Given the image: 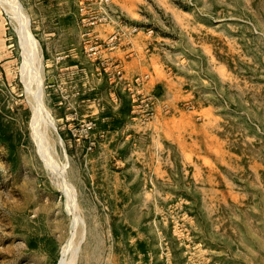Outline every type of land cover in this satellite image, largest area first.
<instances>
[{
  "label": "rangeland",
  "instance_id": "1",
  "mask_svg": "<svg viewBox=\"0 0 264 264\" xmlns=\"http://www.w3.org/2000/svg\"><path fill=\"white\" fill-rule=\"evenodd\" d=\"M68 8L78 34H48ZM140 12L143 23L115 0H0V264L60 263L72 221L60 171L79 210L71 264H264V0H146ZM140 32L173 82L164 95L147 90L156 72L128 75L113 54ZM73 38L78 56H65ZM160 115L179 117L169 129L187 146L161 134Z\"/></svg>",
  "mask_w": 264,
  "mask_h": 264
},
{
  "label": "crops",
  "instance_id": "2",
  "mask_svg": "<svg viewBox=\"0 0 264 264\" xmlns=\"http://www.w3.org/2000/svg\"><path fill=\"white\" fill-rule=\"evenodd\" d=\"M116 3L124 10L126 13L130 16L131 20L137 23H143L142 21V13L140 12L142 9V6L146 0H115ZM67 8V6H66ZM71 9L68 8L66 10H63V13L59 14V17L55 18V22L61 29L56 30V26L53 28L54 30H49L48 34L52 36H58L61 40H65L67 35L69 34H75L77 35L79 32L78 27L76 26L75 31L72 33L71 29H68L67 26L64 24L66 21V18L64 16L66 14L71 13ZM77 23V22H76ZM75 23V24H76ZM62 25V27L60 26ZM99 30L101 31L102 35L107 36L108 33L112 31V27L110 26H101L99 27ZM149 39L148 35L140 32L138 33L134 38L129 39L125 44H123L120 48H118L116 51L113 52L114 55H116L118 58L122 59L125 63L126 70L128 75H135L136 73L140 72H146L153 70L156 72L152 79L147 84V90L148 92L154 89V91L159 94L160 92L162 95L165 93V88L170 87L171 89L173 87V82L171 79L168 78V76L164 73L163 69L159 68V63L157 62V53L155 52H149ZM77 45L78 42L76 39H72L69 41L65 47L62 46L61 52L65 53V56L72 55V56H78L77 51ZM76 46V47H74ZM68 47V48H67ZM49 49V48H48ZM73 52H75L73 54ZM72 62L70 66H79V59L71 58ZM159 86H162V90L159 88ZM104 89V88H103ZM79 90V89H78ZM75 92H73L71 95H74ZM111 98L116 102V107L121 105V98L118 94H116L115 91L112 92L110 90ZM131 112V110H129ZM159 107V112H160ZM178 116H159L156 122L157 127L159 128V124L162 126V135L165 137H168L172 139L173 142L179 141V143L187 146V143L185 140H176L175 138L179 136V133L173 129L170 128V123L173 121L178 120ZM174 138V139H173ZM185 151L188 152L189 148H185Z\"/></svg>",
  "mask_w": 264,
  "mask_h": 264
},
{
  "label": "bare ground",
  "instance_id": "3",
  "mask_svg": "<svg viewBox=\"0 0 264 264\" xmlns=\"http://www.w3.org/2000/svg\"><path fill=\"white\" fill-rule=\"evenodd\" d=\"M21 25H22V29H21L22 41H23L25 56H26L28 62H31L30 60H32V58L34 57V54H36V49H37L38 43L33 38L32 34H31V31L28 28L27 21L26 22L25 21L21 22ZM38 68H37V70H39ZM36 126H38V125H36ZM39 127L40 126H38L37 129H40ZM41 140H42V138H41ZM43 141H45V140H43ZM43 141H42V143L44 144ZM45 142H46L45 143L46 145H44V148H45V151H46V154H47L49 152H47L48 150L46 149L45 146H47V144H50V143H48L47 140ZM43 144H42V146H43ZM42 146H41V150H42L41 152L44 151V149H42ZM43 154H45V153L43 152ZM52 162H56V161H52ZM60 172H62V181H63V184H61L60 187L65 192H67V195H68V198H69V204H70L69 208H70V212L72 214V221H71V228H70V237L67 240V242L63 245L62 257H61V260H60L59 264H71V262H75L76 253H77V251L79 250V247H80L79 243L75 240V237L78 234L79 210H78V207H77L74 191L72 190V182H71L69 176L67 175V173L65 171H60ZM82 226H83V224H82ZM68 252H72V258H70V260H67V258H66V255H67Z\"/></svg>",
  "mask_w": 264,
  "mask_h": 264
},
{
  "label": "built area",
  "instance_id": "4",
  "mask_svg": "<svg viewBox=\"0 0 264 264\" xmlns=\"http://www.w3.org/2000/svg\"><path fill=\"white\" fill-rule=\"evenodd\" d=\"M140 78L138 77V79L137 80H139ZM141 80H142V78H141ZM140 80V81H141ZM93 122H88V123H85L84 124V130L86 131V132H88L90 129H92L93 128Z\"/></svg>",
  "mask_w": 264,
  "mask_h": 264
}]
</instances>
